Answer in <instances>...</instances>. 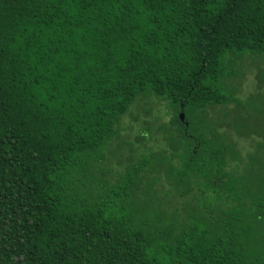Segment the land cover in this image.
<instances>
[{"label":"trees","instance_id":"trees-1","mask_svg":"<svg viewBox=\"0 0 264 264\" xmlns=\"http://www.w3.org/2000/svg\"><path fill=\"white\" fill-rule=\"evenodd\" d=\"M245 53L264 0H0V264H264V125L241 135L227 84ZM147 96L170 128L133 162Z\"/></svg>","mask_w":264,"mask_h":264},{"label":"rangeland","instance_id":"rangeland-1","mask_svg":"<svg viewBox=\"0 0 264 264\" xmlns=\"http://www.w3.org/2000/svg\"><path fill=\"white\" fill-rule=\"evenodd\" d=\"M241 56V58L237 59V66L234 67V70L233 65L231 66L232 72L235 75L237 73L238 77L234 78L233 81L228 79L227 84L229 86H235L234 95L244 103V106L238 108V112L243 115L247 113L246 120L237 124L235 128L240 131L241 135H248V132H251L253 126L258 128L264 125V59L260 55L252 53H245V55ZM236 107V104L230 103L226 108L227 110H231ZM215 113L217 114V111ZM179 114H177V118H179ZM207 114L209 115L208 119L214 116L213 110H209ZM171 117L172 110L168 107L166 101L154 96H147L140 99L132 107L130 113L123 118L121 124L120 140L124 143V148L121 151L122 156L130 155L132 161L135 162L136 160H141L142 156H147L149 151H157L160 149L158 147L161 146L164 148L166 146L164 134L160 128L164 127L168 130L170 128ZM237 121L232 116H219L218 119H215V122L220 124L221 127L228 125L234 126ZM255 133L257 134V132ZM142 134L147 135L143 141L138 139ZM255 138V135H251L250 139L237 138L235 135H232V139L236 142L238 149H240L244 157L252 151V144L255 142L253 141ZM129 144L131 145L128 147ZM115 146L116 144H113L108 149L105 162L103 163V168L112 166L115 170V173L112 174L114 176L121 173L126 166L125 159H123V164L116 165L117 163L112 154Z\"/></svg>","mask_w":264,"mask_h":264},{"label":"water","instance_id":"water-1","mask_svg":"<svg viewBox=\"0 0 264 264\" xmlns=\"http://www.w3.org/2000/svg\"><path fill=\"white\" fill-rule=\"evenodd\" d=\"M179 119L181 122H184V114L183 113L179 114Z\"/></svg>","mask_w":264,"mask_h":264}]
</instances>
